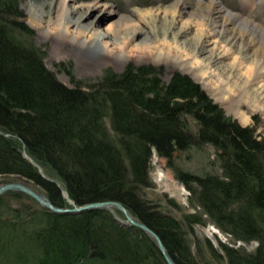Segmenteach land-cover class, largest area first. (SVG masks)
I'll use <instances>...</instances> for the list:
<instances>
[{
    "label": "trees",
    "instance_id": "16d2710c",
    "mask_svg": "<svg viewBox=\"0 0 264 264\" xmlns=\"http://www.w3.org/2000/svg\"><path fill=\"white\" fill-rule=\"evenodd\" d=\"M9 12L0 2V176L31 179L62 206L70 204L63 189L78 204L119 199L160 235L177 264H196L181 220L158 211L139 192L150 184L147 169L156 149L211 221L235 241L257 240L248 251L222 243L229 263L264 264V139L228 117L180 72L164 83L150 67L130 64L120 73L107 68L91 89L68 86L46 67L37 46L17 36L16 29H30ZM106 108L119 143L106 128ZM184 112L198 119L197 137L216 146L222 174L173 165L175 152L196 138L186 131ZM5 196L0 263L13 256L15 264H167L149 234L117 222L108 208L25 212L4 203ZM114 212L123 215L118 207ZM188 221L203 222L194 213Z\"/></svg>",
    "mask_w": 264,
    "mask_h": 264
},
{
    "label": "rangeland",
    "instance_id": "374dc122",
    "mask_svg": "<svg viewBox=\"0 0 264 264\" xmlns=\"http://www.w3.org/2000/svg\"><path fill=\"white\" fill-rule=\"evenodd\" d=\"M58 1L60 2V0H0L2 5H4L8 11H11L9 12L10 18H14L18 23H24V25L30 29L28 33L25 31L23 32L21 29H16L15 33H17V36H21L20 38L23 41L29 43L31 42L34 46L39 48L41 57L46 67H50L63 83L68 86H74L78 83L87 89H91V83L96 84L101 79L102 74L107 68L120 73L127 65L130 64H134L136 66L145 65L150 67L149 73L154 76L156 75L157 79H160L164 83H167L172 76L176 74V72H180L188 75L193 81L199 83L208 97H210L213 102L217 103L219 107L222 108L223 113H225L228 117L235 119L242 126H249L258 139H264V104L261 103L260 106L259 101L254 103L258 95V89L259 93L261 91L264 92V79L262 81H254V85H252L253 80H250V82L246 85L243 84V80L247 77V73H245V64L247 63L243 62L238 67L237 61L241 56H243V49L241 47L240 49L237 45L230 44L229 49L226 48L225 50L223 49L224 47L220 48V52L225 51V53L218 63H209L207 77L208 74H210V77H208V79H204V77L202 78L199 74L195 75L190 68H185L179 64L173 63V65L171 64L172 66H170L167 58L164 59L163 57L158 60V58L153 56L148 57L146 55H138V50L135 52L132 50L136 47V41L128 43L127 47L125 46L124 48L126 53L123 52L121 56L115 57L107 63H102L99 67H94L93 69H90V71H83L81 70V66L78 67L77 60H75L76 58L74 56L69 54L67 55L64 52H57V54H54L51 50L52 41H55V36L57 35L54 33L56 29L53 27L54 24H52V19H54L53 17L55 16L56 10L58 11V7L56 6ZM72 1H74V4L77 6H81L83 4L82 9H85L84 4L86 6V4L92 2V0ZM102 1L113 7V10L110 11V13L108 12L109 10H103L104 7L102 8V6L95 10L96 13H100L99 15L101 16L99 20V27H101L102 30L108 31L110 30L108 27L110 23L115 22V20L119 19L121 16L125 17V15L132 20L137 19L140 25L146 27L141 20V18L149 16V14L145 15V13H147L146 10H149V13L152 15H156L158 12V24L163 26L165 21L173 17V7L180 0ZM220 1L230 11L242 12V15L246 18L253 21L255 20L261 24L262 27H264V0ZM70 2L71 0H69V3ZM90 13L93 15L95 12H91L89 10L88 15ZM204 20L207 22L208 18H205ZM192 26L189 31V38H194L192 39L194 44L196 42V33L200 32L201 29L198 28V25ZM71 28V32H73L74 35H77L76 33L78 30L73 27ZM180 37L177 40H180ZM154 39L155 41L157 40L156 44H158V46L162 48L167 46V43L164 44L160 36ZM170 40L173 39L170 38ZM173 41L171 42V47L177 49L175 46L178 45L174 44ZM215 41L218 43V39L216 38H212L210 41H207L206 54L216 50L217 43ZM108 45H111L110 42ZM180 47L184 49L185 45H180ZM178 53L180 60L181 58H188L186 56L185 58H180L181 55H184V52L181 50ZM193 58L195 59V57H192L188 58V60L192 63V60H194ZM201 61L204 60L200 58V62ZM224 66H226V69H224ZM229 68H233V73L229 71ZM261 68L264 70V67ZM210 87L212 88V91L214 88H222L224 94L217 95L220 97L219 100L218 97H216V95H214L210 90ZM231 88L234 91L243 90L245 92V103H243L242 107H240L237 112L233 111L231 107H229L228 103H225L223 100L225 95L230 94L229 90ZM249 88L250 90H248ZM251 99H254L253 103L258 106V109H253V112L249 106V101H251ZM106 110V115L104 117L106 128L108 129L110 137L117 140L119 143V135L117 134V131L111 127L110 118L108 116L109 109L106 108ZM244 113L247 117H250V120L247 121V123L243 121L242 115ZM182 119L184 120V125H186V131H190L194 136H196V138L190 142L188 147L181 148L175 152L172 157L173 165L179 169L181 168L201 175L208 172H217L222 174L223 168L221 167L219 156L216 154V146L212 143L200 140L196 135L199 128L198 119L191 112H184L182 114ZM150 159L151 160L147 169L150 184L148 186H143L139 192H141V195L146 197V199L151 202L154 207L158 209V211H162L170 215L172 214L181 220L180 222H182L181 225L184 238L186 243L191 246V252L195 256L197 262L196 264H231L229 263L228 254L222 248V243H227L234 247L242 246L245 251L254 250L257 247V240H250L248 242L240 240L235 241L229 232L223 231L216 223L211 221L207 213L203 212L204 210H202V208L199 205H196L193 201L194 192H191V190L188 189L182 179L177 178L174 167L168 164L167 158L157 153L156 149H153ZM19 178L25 179L36 189L45 191L42 186H39L33 180H29L26 177L15 173H8L4 174V176H0V184L11 179ZM57 181L63 185L61 179L58 177ZM14 191H18L19 193H15ZM3 202L6 204L8 202L13 206L22 208V211L24 210L25 212L29 208L31 210H41L42 207L33 197H30L22 190L19 191L10 189L6 191V196ZM193 213L195 216L200 215L203 222H189L188 215ZM20 234L18 233V238L21 239L23 235L21 236ZM211 247L214 249L212 250ZM11 258L3 260L8 262H1L0 264H15L13 262L14 257L12 256Z\"/></svg>",
    "mask_w": 264,
    "mask_h": 264
},
{
    "label": "bare ground",
    "instance_id": "6f19581e",
    "mask_svg": "<svg viewBox=\"0 0 264 264\" xmlns=\"http://www.w3.org/2000/svg\"><path fill=\"white\" fill-rule=\"evenodd\" d=\"M56 6L58 11L56 10L52 24L56 29L54 33L58 36L56 35L57 38L55 36V41H52L51 50L54 54L64 52L67 55L74 56L78 67L81 66L83 71H90V69L99 67L102 63H107L111 59L121 56L123 52L126 53L125 46L127 47L128 43L136 41V47L132 50L133 52L138 50V55L153 56L158 60L163 57L164 59L167 58L170 66L173 63L179 64L185 68H190L195 75L199 74L202 78L208 79L210 77V74L207 77L209 63H218L225 53V51L220 52V48L229 49L231 44L243 49V56L237 61L238 67L243 62L247 63L245 64L247 77L243 80V84L246 85L250 80H253L252 85H254V81L264 79V70L261 68L264 67V27L255 20L246 18L242 15V12L230 11L220 0H180L173 7V17L165 23L163 22V26L158 24V12H155L156 15H152L149 10H146L145 15L149 14V16H145L141 20L147 28L140 25L137 19L132 20L126 15L125 17L121 16L115 22L109 24L110 30L108 31L99 27L101 16L95 10L102 6V8L104 7L103 10H109L110 13L113 7L105 4L102 0H92L86 6L84 4L85 9H82L83 4L82 7L77 6L72 0L70 3L69 0H60ZM89 10L95 13L88 15ZM205 18H208L207 22L204 20ZM192 25H198V28L201 29L200 32L196 33L194 44L192 42L194 38H189ZM71 27L78 30L77 35L71 32ZM159 36L164 44L167 43V46L162 45L165 46L162 48L156 44L157 40L155 41L154 38ZM179 37L180 40H177ZM212 38L218 39V43L215 41L217 48L215 51L206 54V43ZM172 41L178 45L175 46L177 49L171 47ZM109 42L110 46L108 45ZM183 44L185 45L184 49L180 47ZM180 50L184 52V55H181L180 58H185V56L188 58L195 57L192 63L188 58L179 59L178 52ZM200 58L204 61L200 62ZM233 68H229L231 73H233ZM224 69H226V66H224ZM210 90L212 91L211 87ZM229 91L230 94L223 96V100L228 103L233 111L237 112L245 103V92L243 90L234 91L232 88ZM212 92L218 97V100L220 97L217 95L224 94L222 88H214ZM257 93L255 102L254 99L249 101L252 112L253 109H258V106L254 103L259 101L260 106L261 103L264 104V92L259 93L258 89ZM242 117L246 123L250 120V117H247L245 113Z\"/></svg>",
    "mask_w": 264,
    "mask_h": 264
},
{
    "label": "water",
    "instance_id": "95a60500",
    "mask_svg": "<svg viewBox=\"0 0 264 264\" xmlns=\"http://www.w3.org/2000/svg\"><path fill=\"white\" fill-rule=\"evenodd\" d=\"M22 154H24L27 158H29V155L26 154L24 150H22ZM32 160V158H30ZM33 161V160H32ZM9 189L13 190H22L25 193H27L30 197H33L40 206H45L51 211H57V212H81L89 209H93L96 207H104L108 208L111 211H114V207H118L124 216L120 214H116L115 218L117 222L129 226V225H135L139 228L141 227L147 234H149L152 238L154 243L158 246L159 250L161 251L162 255H164L165 260L167 264H177L174 257L170 255V252L168 251V248L166 244H164L163 240L161 239L160 235L148 224H146L142 219L136 217L135 215L131 214L130 211L127 209L126 205L122 203L119 199H96L92 201H85V203L78 204L68 195V192L66 189H63L64 195H66L69 205H57L55 204L50 196L46 194L43 190H38L34 186H32L28 181L25 179H11L9 181H5L0 184V195L6 193Z\"/></svg>",
    "mask_w": 264,
    "mask_h": 264
}]
</instances>
